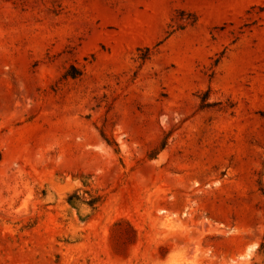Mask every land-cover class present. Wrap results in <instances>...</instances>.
<instances>
[{"label":"rangeland","instance_id":"rangeland-1","mask_svg":"<svg viewBox=\"0 0 264 264\" xmlns=\"http://www.w3.org/2000/svg\"><path fill=\"white\" fill-rule=\"evenodd\" d=\"M0 264H264V0H0Z\"/></svg>","mask_w":264,"mask_h":264}]
</instances>
